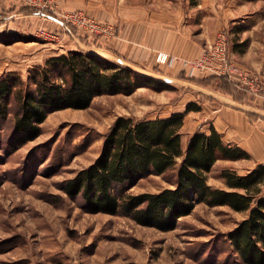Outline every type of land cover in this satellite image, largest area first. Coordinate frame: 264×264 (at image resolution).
Wrapping results in <instances>:
<instances>
[{
	"label": "rangeland",
	"instance_id": "374dc122",
	"mask_svg": "<svg viewBox=\"0 0 264 264\" xmlns=\"http://www.w3.org/2000/svg\"><path fill=\"white\" fill-rule=\"evenodd\" d=\"M2 3L0 75L14 71L25 78L32 66L69 49L91 51L126 65L128 38L133 34L141 38L143 26L151 27L147 31L155 38L162 31L170 33L168 42L181 43L184 51L174 55L160 51L171 64L154 66L153 73L135 69L162 82L139 86L130 94L95 96L83 109L54 110L40 124L35 139L9 151L3 140L11 131L16 107L12 103L0 129V264H246L237 260L226 238L246 212L198 203L175 228L161 231L120 214L85 212L80 199L68 198L61 187L95 158L102 135L119 115L166 116L182 111L189 101L208 113L219 106L247 108L245 104L264 110L260 101L234 83L182 62L199 57L204 46L223 32L231 60L264 78V0H51L41 10L56 20L33 13L37 8L22 1L21 16L11 14L7 8L12 5ZM67 13L112 27L101 35L84 22L66 21ZM191 38L199 42L195 54L194 45L187 46ZM193 112L185 116L182 140L195 123L209 120L202 112ZM245 163L217 160L206 175L207 183L226 188L220 170L245 173ZM174 171L140 178L129 190L171 187L168 181Z\"/></svg>",
	"mask_w": 264,
	"mask_h": 264
},
{
	"label": "trees",
	"instance_id": "16d2710c",
	"mask_svg": "<svg viewBox=\"0 0 264 264\" xmlns=\"http://www.w3.org/2000/svg\"><path fill=\"white\" fill-rule=\"evenodd\" d=\"M168 62L170 59L157 65ZM210 76L238 86L226 76ZM150 82L162 81L80 49L45 58L42 64L32 66L25 78L14 71L5 72L0 75V129L12 103L16 104L10 134L3 140L5 148L14 151L35 139L40 124L54 110L83 109L95 96L130 94ZM200 109L199 104L189 101L182 111L166 116H117L102 135L95 158L65 179L61 189L68 198H79L85 212L120 214L161 231L175 228L177 220L198 203L246 212L226 238L237 260L264 264V164H256L245 173L223 168L219 176L226 188L208 184L206 175L217 160L247 159L249 154L225 142L212 125L182 140L185 115ZM173 168L168 181L171 187L130 192L138 179Z\"/></svg>",
	"mask_w": 264,
	"mask_h": 264
},
{
	"label": "crops",
	"instance_id": "0c3cea01",
	"mask_svg": "<svg viewBox=\"0 0 264 264\" xmlns=\"http://www.w3.org/2000/svg\"><path fill=\"white\" fill-rule=\"evenodd\" d=\"M1 1L4 5H12L7 8L13 12H11V14L18 13V16L22 15V11H20V7H23L21 0ZM3 23L6 22L4 21ZM149 29H151V27L143 26V35L141 38L135 37L134 34L132 38H128V41L132 45L130 44V46L127 47L126 54H124L126 60L123 62L127 66L134 69L140 68L142 70L144 69V71H146L147 73H153V68L157 65L155 61L156 53L161 51L162 53H167L168 55H174L181 53L184 50L180 45L181 43L176 44L171 41L168 42L167 39L170 37V35L168 34L170 33L167 34L166 32L161 30L162 34L158 33V38H155L151 32L147 31ZM189 40L190 41L187 46L194 45V47L191 46V52L195 54L198 51L197 47H199V42L196 39L192 38ZM118 61L122 62V60L120 59H118ZM167 64L171 63L168 62ZM161 65L162 64H159L157 65V67H161ZM245 106L247 108L251 107V105L247 104H245ZM247 108L242 107L239 109L228 106H219L214 107L213 110L209 111V113L203 108L196 112H202V114H205L204 116L200 114V116H203V118L205 119L209 118L207 124L195 123L193 127L194 129L191 131H207L209 125H212L222 135V139L225 142L236 144L249 154V158L241 159L245 162H248L245 163L247 168L245 171L252 168L256 164H264V110L256 108L254 109L253 107H251L250 109ZM250 110L257 112L258 115L252 117L251 115L255 114L248 112ZM192 113L194 112L192 111ZM260 115H262L263 118ZM203 125H207L206 129H203Z\"/></svg>",
	"mask_w": 264,
	"mask_h": 264
},
{
	"label": "built area",
	"instance_id": "2783aa9c",
	"mask_svg": "<svg viewBox=\"0 0 264 264\" xmlns=\"http://www.w3.org/2000/svg\"><path fill=\"white\" fill-rule=\"evenodd\" d=\"M21 1L24 4L37 8L35 12L43 16L44 19L49 17L50 19L56 20V17L46 16L43 10H41L43 7H46L51 0ZM64 18L66 21H70L72 23L77 21L80 25L84 22V24L89 26L90 29L95 30L101 35L107 34V31L112 27L108 24L102 25L94 19H85V17L79 13H67L64 15ZM111 33L113 34V31H111ZM46 35L49 34L46 33ZM227 45L228 39L226 34L223 32L218 33L211 43L204 46L199 57L193 60H182V62L184 65L189 66L193 70L215 74L218 76H226L227 78L233 80L238 87L245 89L251 96L252 100L257 102L260 101L264 106V78L251 69H248L231 60L228 54ZM165 58V54L163 55L158 52L156 60L159 63L164 62L166 60Z\"/></svg>",
	"mask_w": 264,
	"mask_h": 264
}]
</instances>
